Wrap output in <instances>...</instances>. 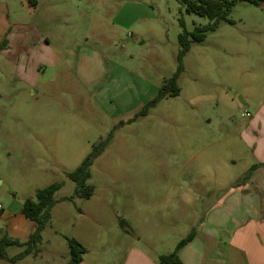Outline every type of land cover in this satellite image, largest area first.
Segmentation results:
<instances>
[{"label":"rangeland","instance_id":"374dc122","mask_svg":"<svg viewBox=\"0 0 264 264\" xmlns=\"http://www.w3.org/2000/svg\"><path fill=\"white\" fill-rule=\"evenodd\" d=\"M20 1L29 0H0V13L8 6L15 19ZM38 2L33 16L21 13L27 28L48 34L63 55L77 43L84 52L82 73L66 65L53 70L43 60L30 70L36 75L30 85L21 77L25 67L18 74V65L0 54V237L27 242L36 225L22 214L24 202L62 184L41 256L0 264H67L66 237L91 249L90 264H123L131 237L155 259L173 252L255 163L238 126L245 111L253 113L264 101V28L254 34L241 23L257 8L238 3L230 15L234 24L222 22L192 45L180 95L136 118L177 69L180 19L189 31L210 20L186 14L180 0H166L141 24L149 34L135 39L138 28L122 31L107 13L94 20L63 2ZM111 133L91 168L94 195L74 197L69 173ZM22 250L11 247L8 255Z\"/></svg>","mask_w":264,"mask_h":264},{"label":"crops","instance_id":"0c3cea01","mask_svg":"<svg viewBox=\"0 0 264 264\" xmlns=\"http://www.w3.org/2000/svg\"><path fill=\"white\" fill-rule=\"evenodd\" d=\"M43 1L47 0H41ZM50 1L68 4L76 12L84 16L89 15L94 20L100 19L102 13H107L114 27L122 31L138 28V32L132 34L136 39L149 34L144 32L141 24L145 25L154 19L159 4L166 0ZM20 2L22 8L17 12L15 19L12 18L8 6H3L0 13V44L4 38L9 42L8 47L1 53L10 57L8 61L11 64L18 65V74L22 66L25 67L27 73L22 72L21 77L26 83L33 85V82H36L34 72L38 64L44 60L53 70L66 65L69 70L80 76L84 52L77 50V43L74 42L73 49L63 55L51 47L53 43L48 34L45 37L33 35L31 28H27L28 19L21 13L32 11L30 15L33 16L39 8V2L38 0H29L28 4ZM87 3H92L94 7L86 5ZM256 8L257 10L244 13L241 18V23L254 27L252 32L254 34L258 27L264 28V8ZM33 69V76H30L29 72ZM243 117L247 119L238 126V129L241 139L251 150L255 161L250 169L253 166L257 168L247 179L249 169L242 183L231 185L227 192L206 209L199 225L194 229L195 238L179 253L184 264H264V101L253 113L245 111ZM42 242L37 256L30 255L24 259L39 258L42 253ZM90 251L91 249L87 248L81 264H90L87 261ZM158 258L155 259L137 248L131 237L130 250L123 264H156Z\"/></svg>","mask_w":264,"mask_h":264},{"label":"trees","instance_id":"16d2710c","mask_svg":"<svg viewBox=\"0 0 264 264\" xmlns=\"http://www.w3.org/2000/svg\"><path fill=\"white\" fill-rule=\"evenodd\" d=\"M180 2L186 14H195L208 18L210 22L207 25L195 26L193 31H189L186 27L184 17L180 19L182 31L178 36L179 51L177 55V69L171 78L164 81L156 97L144 105L140 113L135 116L136 118L146 116L149 110L156 107L163 99L175 98L180 95L182 89L179 85V80L185 71L184 59L190 52L192 45L203 43L207 38V34L218 30L222 22L234 24L233 20L230 19V15L238 3L248 2L253 6L264 8V0H180ZM8 43L7 38H4L0 44V53L8 47ZM112 138L113 133L106 139L95 144L92 152L81 165L69 173V178L76 184L74 197L89 200L94 195L95 188L89 184V180L92 177L91 168L95 160L109 146ZM256 168L257 166H253L249 170L247 179L250 178ZM61 188V183H54L44 189L38 190L35 198H28L24 202L22 214L26 219L36 224L35 232L24 243L10 238L7 234L3 235L0 238V261L7 260L11 263H16L30 255L37 256L39 254V245L43 240L42 234L52 219V210L58 202L56 194ZM73 199V197H70L63 198L62 200ZM195 236L196 232L193 230L177 244L173 252L160 256L156 264H184L179 253ZM66 239L70 249V259L67 264H81L83 255L87 253V248L76 238L66 237ZM11 247H20L23 250L17 255L10 257L8 255V249Z\"/></svg>","mask_w":264,"mask_h":264},{"label":"built area","instance_id":"2783aa9c","mask_svg":"<svg viewBox=\"0 0 264 264\" xmlns=\"http://www.w3.org/2000/svg\"><path fill=\"white\" fill-rule=\"evenodd\" d=\"M248 114V113H247Z\"/></svg>","mask_w":264,"mask_h":264}]
</instances>
